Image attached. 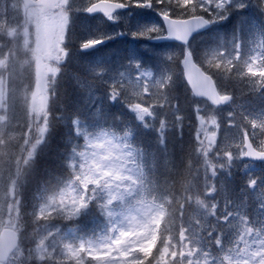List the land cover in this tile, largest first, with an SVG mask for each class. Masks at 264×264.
I'll return each mask as SVG.
<instances>
[{
  "label": "rangeland",
  "instance_id": "rangeland-1",
  "mask_svg": "<svg viewBox=\"0 0 264 264\" xmlns=\"http://www.w3.org/2000/svg\"><path fill=\"white\" fill-rule=\"evenodd\" d=\"M67 1L59 0L57 5H66ZM90 1L82 2L85 5ZM126 1L145 9L121 13L117 17L122 22L119 28L113 26L97 34V29L103 27L99 18L98 25L80 19L73 26L81 42L102 34L110 39L126 38V55L122 51L116 55L99 51L81 54L78 49H70L72 54L68 56L64 45H51L63 28L60 20L54 25L42 10L26 7L20 0H0V229L4 225L19 228L20 221L27 228L24 245L8 264H26L31 256L37 264L50 257L55 258L51 264H140V255L151 248L163 211L157 199L146 198L148 181L144 184L141 180V170L147 165L124 140V133L105 128L101 116L77 125L85 140L79 152L68 157L73 176L61 180L55 191L44 194L33 209L21 214L14 187L21 166L35 155L37 141L44 136L48 91L56 86L60 65L71 57L76 67L94 77L86 75L81 83L90 108L99 104L96 98L103 93L107 101L123 103L144 127L160 121V131L163 123H171L169 117L183 114L162 92L166 87H176L175 63L178 58L181 61L185 48L149 40L162 30L155 17L157 6L165 13L186 8L188 15L208 16L213 26L199 37L191 52L214 75L222 92L233 96L230 105L216 110L201 102L194 107L197 143L204 156H196L195 166L207 158L211 175L216 176L218 170L213 171L215 164L211 162L222 155L229 160L243 159L244 133L264 149V0ZM62 14L58 12L56 17L62 19ZM78 58L82 59L79 63ZM97 83L106 87L99 91ZM254 166L251 167L257 172L263 170L258 185L264 188V164ZM90 197L104 217L93 227L98 231L96 239L66 226L70 218L87 207ZM262 198L264 203V195ZM209 209L199 201L189 214L182 207L183 226L167 240L153 264H264V228L258 235L257 229L247 227L245 220L237 243L221 247V252L198 237L196 229L208 223ZM235 216L234 212L230 215ZM30 218L33 221L26 224ZM260 218L264 219V214ZM51 234L58 235L50 239ZM201 243L206 244V253Z\"/></svg>",
  "mask_w": 264,
  "mask_h": 264
},
{
  "label": "trees",
  "instance_id": "trees-1",
  "mask_svg": "<svg viewBox=\"0 0 264 264\" xmlns=\"http://www.w3.org/2000/svg\"><path fill=\"white\" fill-rule=\"evenodd\" d=\"M195 42V41H194ZM194 48V46H193ZM65 73V70L64 72ZM176 90L174 89L173 95L179 96L177 101L181 107L185 109L186 113H189L192 104V97L183 81L181 76L176 80ZM110 120H113L114 123L121 125V119H124V115L120 114L119 111L114 110L113 106L110 107ZM87 111L83 107V101L79 89H76L72 85H62L57 87V94L49 100V109H48V123H47V133L43 143L39 146L37 155L35 154L34 158L28 164V169L26 170L25 176L28 174L27 180L28 184L25 187L24 191H28L30 188H34L32 194H29L24 200L26 202L32 203L39 196L38 188L49 185L51 187L56 178L66 177L67 170L65 169V157L70 151V148L76 149L77 144L79 143V138L74 135V130L72 122L76 118H83L87 116ZM191 115V114H190ZM189 115V116H190ZM129 128L136 129L134 126V121L129 119L127 121ZM149 132L144 131V134ZM194 133H195V120L187 118L180 121L179 125H173L172 130L170 131V140L166 142L164 149L167 152V155L174 154L176 160V166L172 169L173 173H179L185 164L189 161V158L192 157L195 153V143H194ZM174 139H177V143ZM65 156L63 157V155ZM175 164V162H174ZM234 164L233 166H235ZM237 175V171L233 168H230L229 173L224 175L225 178V187L228 189L231 187L230 175ZM247 184V179H246ZM178 189L181 191V185H177ZM170 198L174 200L177 197V201H173L171 204L172 212L169 217L166 219L164 225L162 240L166 239L167 234L171 229L177 227V217L175 216L178 212L181 198H184L180 193L178 196L176 194H169ZM23 197V193H22ZM219 198L220 205H225L228 208L232 205L231 199L235 197L232 194V191L228 192H219L217 194ZM246 213L249 219H255L259 216L258 205L259 201L255 200L254 197L250 194L246 196ZM93 208H90V210ZM175 213V214H174ZM96 212L93 210L89 211L87 214L82 215L79 220L76 221V225L82 223L86 220L87 222H92L95 217ZM78 227V226H77ZM154 252H157L155 250ZM153 252L150 254V256ZM149 257V256H148Z\"/></svg>",
  "mask_w": 264,
  "mask_h": 264
},
{
  "label": "water",
  "instance_id": "water-1",
  "mask_svg": "<svg viewBox=\"0 0 264 264\" xmlns=\"http://www.w3.org/2000/svg\"><path fill=\"white\" fill-rule=\"evenodd\" d=\"M52 0H47L50 4ZM26 4L30 3V0H24ZM119 8H123V5L113 2H99L93 5L89 11H100L106 14L116 11ZM167 35L154 41H176L181 44H187L193 34L202 32L209 27V22L203 18H190L187 20H174L161 16ZM95 45L90 46L94 47ZM183 71L186 83L190 90L197 98H204L208 100L213 106L218 107L220 105L228 104L231 100L229 96H220L216 90V87L212 79L206 75L199 66H197L189 53L184 55ZM246 157L252 161H263L264 152L256 151L249 140L245 138ZM16 245L15 235L10 230H3L0 236V259L5 260L12 249Z\"/></svg>",
  "mask_w": 264,
  "mask_h": 264
},
{
  "label": "clouds",
  "instance_id": "clouds-1",
  "mask_svg": "<svg viewBox=\"0 0 264 264\" xmlns=\"http://www.w3.org/2000/svg\"><path fill=\"white\" fill-rule=\"evenodd\" d=\"M236 7H239V5H237ZM231 13V6L229 7V14ZM205 23H207V21H205ZM37 143H39V141H37ZM34 147V146H33ZM31 154V153H30ZM28 161H27V159L25 160V163H27ZM70 183H71V181H70ZM61 191H63V189L61 190Z\"/></svg>",
  "mask_w": 264,
  "mask_h": 264
}]
</instances>
